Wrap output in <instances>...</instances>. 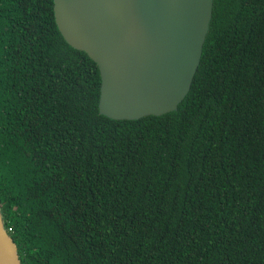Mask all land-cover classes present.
Listing matches in <instances>:
<instances>
[{"label":"trees","instance_id":"obj_1","mask_svg":"<svg viewBox=\"0 0 264 264\" xmlns=\"http://www.w3.org/2000/svg\"><path fill=\"white\" fill-rule=\"evenodd\" d=\"M52 0H0V214L19 264H264V0H212L189 91L138 120Z\"/></svg>","mask_w":264,"mask_h":264},{"label":"water","instance_id":"obj_2","mask_svg":"<svg viewBox=\"0 0 264 264\" xmlns=\"http://www.w3.org/2000/svg\"><path fill=\"white\" fill-rule=\"evenodd\" d=\"M212 0H52L56 28L95 63L98 113L138 120L176 110L189 91ZM0 264H19L0 214Z\"/></svg>","mask_w":264,"mask_h":264}]
</instances>
